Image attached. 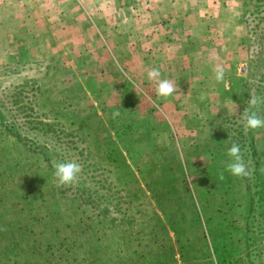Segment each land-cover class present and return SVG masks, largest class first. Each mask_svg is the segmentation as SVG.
I'll return each mask as SVG.
<instances>
[{
  "label": "rangeland",
  "instance_id": "rangeland-1",
  "mask_svg": "<svg viewBox=\"0 0 264 264\" xmlns=\"http://www.w3.org/2000/svg\"><path fill=\"white\" fill-rule=\"evenodd\" d=\"M251 94L264 0H0V264H264ZM232 143L247 177L226 171Z\"/></svg>",
  "mask_w": 264,
  "mask_h": 264
},
{
  "label": "clouds",
  "instance_id": "clouds-1",
  "mask_svg": "<svg viewBox=\"0 0 264 264\" xmlns=\"http://www.w3.org/2000/svg\"><path fill=\"white\" fill-rule=\"evenodd\" d=\"M225 71L221 64L214 66L213 72L217 82L224 81ZM160 77L161 72L159 69H150L147 72L148 80L155 83L156 95L167 99L175 92V85L170 79H161ZM261 105H264V97L251 94V98L248 100V107L244 109L241 115L246 131L264 128V117L259 114ZM115 115H118V113H114ZM226 154L230 158L229 163L226 165V171L234 177H247L249 175L248 166L243 159L240 146L232 143ZM53 168L54 180L58 187L74 186L78 182L79 174L82 171L81 165L75 160L54 162ZM220 178L223 179V173H221Z\"/></svg>",
  "mask_w": 264,
  "mask_h": 264
},
{
  "label": "trees",
  "instance_id": "trees-1",
  "mask_svg": "<svg viewBox=\"0 0 264 264\" xmlns=\"http://www.w3.org/2000/svg\"><path fill=\"white\" fill-rule=\"evenodd\" d=\"M242 16V15H241ZM16 135H18L17 132H14ZM244 146V144H243ZM243 146H241L240 148H243ZM250 156H251V160H252V165L254 166V169L256 171H254V173L256 174V176L252 179H250V182H248V186L250 187L251 185H256V183H258L257 181L260 182V184H263L264 183V180L261 176V173L260 171L258 170L259 169V164L261 163L260 161V152L253 146V149L250 153ZM257 172V173H256ZM258 179V180H256ZM261 179V181H260Z\"/></svg>",
  "mask_w": 264,
  "mask_h": 264
}]
</instances>
